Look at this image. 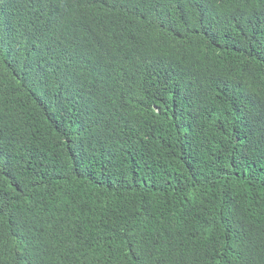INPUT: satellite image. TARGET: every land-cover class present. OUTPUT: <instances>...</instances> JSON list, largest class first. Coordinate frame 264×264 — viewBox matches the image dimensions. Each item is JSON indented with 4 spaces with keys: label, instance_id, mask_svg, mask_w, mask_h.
Masks as SVG:
<instances>
[{
    "label": "trees",
    "instance_id": "trees-1",
    "mask_svg": "<svg viewBox=\"0 0 264 264\" xmlns=\"http://www.w3.org/2000/svg\"><path fill=\"white\" fill-rule=\"evenodd\" d=\"M0 264H264V0H0Z\"/></svg>",
    "mask_w": 264,
    "mask_h": 264
}]
</instances>
